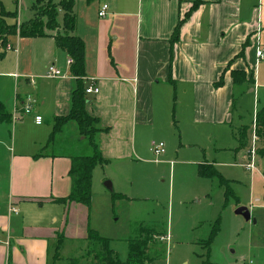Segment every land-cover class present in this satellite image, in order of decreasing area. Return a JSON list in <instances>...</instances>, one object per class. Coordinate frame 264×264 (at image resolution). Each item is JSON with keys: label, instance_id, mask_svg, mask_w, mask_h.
I'll return each mask as SVG.
<instances>
[{"label": "crops", "instance_id": "0c3cea01", "mask_svg": "<svg viewBox=\"0 0 264 264\" xmlns=\"http://www.w3.org/2000/svg\"><path fill=\"white\" fill-rule=\"evenodd\" d=\"M194 3L198 5L182 25L177 42L171 44L178 21ZM104 5L108 10L104 18H99ZM72 13L75 28L70 34L84 44L85 111L97 119L93 126L100 131L94 135L93 143L105 165L137 157L154 133L167 128L178 130V124L199 133L202 125L230 121L236 87H249L233 85L230 71H244L247 76L253 72L255 82L264 71V63L255 59L256 50L264 49V0H74ZM63 15L58 11L59 28L46 31L47 37L17 36V50L12 56L14 73L0 74L1 78L13 80L10 84L21 107L14 114L3 110L11 116L13 127L29 119L31 126L39 129L42 124L35 125L34 117H41L45 106L44 117L49 119L47 124L44 122L49 128L18 146L15 141L10 145L5 140L4 131L8 132L11 124H0V146L8 153L10 167L5 191L8 213H0V231L7 233V245L0 247V264H9L10 256L13 264H46V231L51 229L31 224L27 215L23 218L24 208L44 202L62 206L58 233L63 234L71 209L78 207L54 200L70 193V159L92 155L89 140L80 135L73 121L64 125L52 145L45 148L53 119L68 115L71 93L76 87L67 64L70 59L55 43V37L63 35ZM23 40L30 44L24 45ZM6 47L14 50L10 38ZM26 49L29 53L24 57ZM34 66L42 67V74L48 66L46 75L39 71L35 75ZM49 67L59 70L62 76L49 77ZM220 78L222 85L216 88ZM36 80L47 84L42 96L36 95L41 108L32 110L34 102L29 98L34 100L35 91H39ZM91 86L98 90L97 94H86ZM23 106L32 113L24 115ZM244 127L235 132L238 146V134ZM203 163L213 164L214 168L216 164ZM249 164L254 166L253 157ZM17 214H21L20 223L15 222ZM19 229L23 232L17 235Z\"/></svg>", "mask_w": 264, "mask_h": 264}, {"label": "rangeland", "instance_id": "374dc122", "mask_svg": "<svg viewBox=\"0 0 264 264\" xmlns=\"http://www.w3.org/2000/svg\"><path fill=\"white\" fill-rule=\"evenodd\" d=\"M34 1L0 0V15L16 14L8 17L7 23L19 26L18 23L33 18ZM41 1L45 3L47 0ZM18 40L17 36L10 38L14 50L0 47V53L4 54L0 58V74L14 73L12 56H15ZM29 42L23 40L26 46ZM28 53L26 49L24 57ZM47 67L42 74L43 68L34 66V74L39 71L41 75H46ZM10 82L14 83L12 79L0 77V103L5 112L15 113L21 107L20 103H16ZM36 82L39 91H35L34 100L29 98L34 102L32 110L41 108L40 98L36 95L41 97L47 84ZM246 87H236L233 93L234 107L230 121L202 125L199 133L178 124V130L167 128L154 133L147 148L141 150L137 157L97 166L93 172L90 207L82 209L77 205L79 209H71L63 231L64 240L57 251L59 260H54V255L57 237L62 232L58 233L62 206L44 202L25 207L23 218L27 215L31 224L40 223L51 229L46 231L48 246L45 263L70 264V260L74 259L79 264H92V259L85 257L84 241L90 229L109 240V249L121 262L126 261L131 243L145 237L150 264H264V141L259 139L252 145L254 114L264 107V71L256 76L254 86ZM251 89L253 92H250ZM46 109L47 106L40 111L43 123L39 129L32 127L29 119L18 121L14 127L12 124L8 127V132L4 131L6 142L11 145L15 141L17 146L23 145L41 130L49 128L44 124L49 121L44 117ZM240 126L247 128L242 141L245 147L241 148L235 135ZM152 143L164 144L166 154L159 157L152 154ZM252 157L256 170L247 172L246 165ZM8 160V153L0 146V213L5 214L9 207L5 192L10 171ZM205 161L215 162L218 173L230 181L229 186L238 204L233 198L225 203L224 188L219 186L218 180L197 176V165ZM106 182L111 184V190L106 188ZM241 207L248 210L249 221L235 215ZM25 219L24 225L27 226ZM54 219L58 221L54 222ZM218 219L219 231L207 246ZM21 220V214H17L15 222L20 223ZM13 226L16 224L13 223ZM22 232L23 229H19L17 235ZM2 233L0 231V247L7 245V233ZM13 261L10 256L9 264Z\"/></svg>", "mask_w": 264, "mask_h": 264}, {"label": "trees", "instance_id": "16d2710c", "mask_svg": "<svg viewBox=\"0 0 264 264\" xmlns=\"http://www.w3.org/2000/svg\"><path fill=\"white\" fill-rule=\"evenodd\" d=\"M74 0H47L45 3L41 0H35L32 4L34 16L31 20L17 24H8V17H14L16 14H1L0 15V47L5 48L8 44L9 38L18 36L21 39H35L47 37L46 31H55L59 28L57 21L58 11H63V35L55 37V43L59 49L64 51L67 57L72 61L69 67L70 74L76 79V87L71 93L70 97V111L68 115L62 117H55L53 119L52 131L49 135L48 141L45 145L49 147L52 145L55 136L61 131L62 127L68 122L73 121L77 124L81 136L87 138L92 147V155L86 157H75L70 159V169L68 176L71 182L70 193L66 198L54 200L55 203L62 205L77 204L89 209L91 204L92 190L91 178L92 172L97 166H104L106 161L102 158L97 147L93 143V137L100 130L94 128L97 119L89 116L85 111L87 100L85 98V90L82 79L85 77L84 73V44L83 42L71 35L75 28V17L72 13ZM198 5L193 4L184 17L178 21L173 35L171 37V44L177 42L180 29L185 20L190 16L191 12ZM4 56L0 53V58ZM230 76L233 85L248 84L253 86L254 73L249 72L247 76L244 71H230ZM222 78L215 84L216 88L221 87ZM0 124H11V116L3 111L0 106ZM254 135L257 139L264 141V107L256 112L254 120ZM247 128L244 127L238 134L239 148L245 147L244 137L246 136ZM243 138V140H242ZM197 175L201 179L218 180L219 186L224 188L225 203L229 198H233L238 204V199L234 196L229 184L230 181L224 179L218 171L214 168L213 164L203 163L197 166ZM118 197L124 198L119 195ZM114 198V197H113ZM219 219L215 221V226L211 230L210 237L206 242L209 243L214 239L219 231ZM64 240L63 234L57 237V247L55 250L54 260H59L58 249ZM85 257L92 259V264H150L151 260L146 255L147 239L132 242L130 252L125 262L119 261L117 255L109 249V240L103 239L98 234L88 229L86 237ZM70 264H79L78 260H70Z\"/></svg>", "mask_w": 264, "mask_h": 264}, {"label": "built area", "instance_id": "2783aa9c", "mask_svg": "<svg viewBox=\"0 0 264 264\" xmlns=\"http://www.w3.org/2000/svg\"><path fill=\"white\" fill-rule=\"evenodd\" d=\"M107 10H108V6L107 5L102 6L100 8L99 12H98V17L99 18H104L105 15H106ZM8 49H9V47H8ZM255 59H256L257 62H263L264 63V49L258 48L256 50ZM67 64L71 65L72 61L69 60L67 62ZM47 75L49 77H51V78H58V77L62 76L61 72L59 70L55 69L54 67H49L48 68ZM92 93L97 94L98 90L91 86V87H89L86 90V94H92ZM31 113H32V110L30 108L25 107L23 109V114L24 115H30ZM34 123H35V125L40 126L43 123L42 122V118L39 117V116H35L34 117ZM256 142H257V138L254 135L253 140H252V145H255ZM150 152L152 154H154L156 157L164 155V153H165L164 144H162V143H159V144L152 143L151 146H150ZM251 154H253V153H251ZM246 170L247 171H253L254 170V166L252 164H249V165L246 166Z\"/></svg>", "mask_w": 264, "mask_h": 264}, {"label": "water", "instance_id": "95a60500", "mask_svg": "<svg viewBox=\"0 0 264 264\" xmlns=\"http://www.w3.org/2000/svg\"><path fill=\"white\" fill-rule=\"evenodd\" d=\"M47 124V122H45ZM105 186L107 189L111 190V184L109 182L105 183ZM235 215H239L242 216L244 218L245 221H249L250 220V214L248 212V210L246 208H238L235 211ZM253 224H255V221H253Z\"/></svg>", "mask_w": 264, "mask_h": 264}]
</instances>
